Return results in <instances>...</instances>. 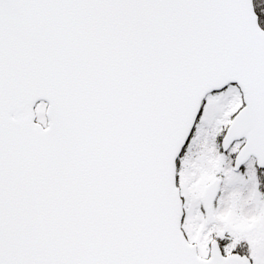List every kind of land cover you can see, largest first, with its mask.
<instances>
[{
  "label": "snow or ice",
  "instance_id": "snow-or-ice-1",
  "mask_svg": "<svg viewBox=\"0 0 264 264\" xmlns=\"http://www.w3.org/2000/svg\"><path fill=\"white\" fill-rule=\"evenodd\" d=\"M0 264H264V0H0Z\"/></svg>",
  "mask_w": 264,
  "mask_h": 264
}]
</instances>
